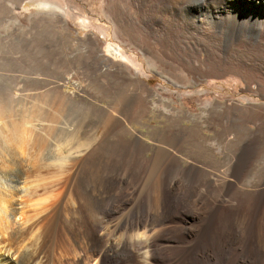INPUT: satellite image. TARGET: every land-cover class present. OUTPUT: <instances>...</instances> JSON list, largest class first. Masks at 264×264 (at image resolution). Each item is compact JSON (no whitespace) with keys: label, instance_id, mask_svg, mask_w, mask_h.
<instances>
[{"label":"rangeland","instance_id":"obj_1","mask_svg":"<svg viewBox=\"0 0 264 264\" xmlns=\"http://www.w3.org/2000/svg\"><path fill=\"white\" fill-rule=\"evenodd\" d=\"M63 3L71 13L40 0H0V104L5 113L10 110L16 117L40 108L50 114L44 123L56 129L47 143L40 144L41 159L37 156L35 161L30 156L23 160L15 174L37 177L38 183L62 180L67 162L75 155L76 136L92 137L95 154L78 168L72 186L80 194H69L71 190L60 187L48 195L63 197L65 202L71 195L77 203L74 206H80L79 218H104L106 223L127 218L140 205L161 216L162 199L156 187L161 186L165 174L191 171L185 186L193 190L192 201L202 188H224L240 157H246L247 163L233 179L232 188L264 189V53L232 42L247 37L250 25L236 19L217 30H205L206 35L196 29L162 26L156 22L169 16L152 11L151 2H147L138 13L122 15L127 23L122 26L111 10V0ZM258 26L256 21L252 31L261 35L264 29ZM198 45L202 59H178L182 49H197ZM218 61L226 67L240 63L241 68L220 71L215 65ZM193 63L207 71L204 76L195 75ZM138 80L153 92L150 98L155 107L146 111ZM62 139L68 140L67 159L58 161L59 165L52 157L57 153L56 141ZM51 160L55 163H48ZM46 169H52L50 176L45 180L38 177ZM106 172L126 174L128 185L123 187L131 194L128 201H119L121 188L95 200ZM169 213L157 227L158 240H154L164 248V257L153 264H173L167 259L175 248L173 251L161 243L160 233L187 221V212L174 208ZM257 224V239L264 247V212ZM99 231L104 235L103 229ZM140 249L138 252L145 251ZM240 251L225 254L223 264H229V257ZM261 255L259 264H264V249ZM139 261L147 264L141 257Z\"/></svg>","mask_w":264,"mask_h":264},{"label":"bare ground","instance_id":"obj_2","mask_svg":"<svg viewBox=\"0 0 264 264\" xmlns=\"http://www.w3.org/2000/svg\"><path fill=\"white\" fill-rule=\"evenodd\" d=\"M40 1L65 11L70 9L66 7L63 0ZM147 2H151L152 11L158 10L163 13V16L164 14L169 16L164 18L167 20L161 18L162 21H157V24L196 29L198 33H204L210 28L217 30L224 22L228 25L240 19L241 23L251 27L245 35L247 37L234 38L233 41L231 40L233 44L236 43L244 48L250 47L252 51L264 53V32L258 35V33L253 34L252 31L256 21H258V28L264 29V0H111L112 9H110L118 17L115 16V18L123 23L121 25L126 26V16L122 15L138 13L142 7L147 5ZM185 16L187 19L182 20ZM133 25L138 27L139 23L133 21ZM254 36L261 38V41H257L253 38ZM201 50L202 47L199 45L197 49L189 46L188 50L178 51V59H202ZM204 53L207 56L206 50ZM133 61L136 65L139 64L137 59ZM195 64L193 63V71L195 70V75L201 78L207 71ZM215 65L220 71L233 67L241 68L240 63L234 62H231L228 67L219 61ZM138 81L137 86L140 87L143 95L141 96L144 97L145 111L155 107L150 98L153 96L152 90L144 82ZM39 109L25 111L16 117L9 112L10 110L5 113L4 107L0 106V264H140V257L145 263L153 264L157 259L164 257V248L161 244L154 243L158 236L156 233L160 230H157V227L164 224L167 216L165 214L174 208L187 212L188 216L187 221H182L179 227H168L160 233L162 234L161 243L170 249L175 248L174 254L167 259L169 262L173 264H223L225 254L233 250L234 252L235 250L241 251L229 257V264H259L261 262L260 258L263 257L261 250L264 247L257 239L259 226L257 221L264 212L262 206L264 189L262 186L247 190L232 188L233 181L239 176L238 173L246 166V157H240L235 161L236 171L226 179L224 188L210 189L211 191H206L205 188L201 191L198 189L199 196L193 201L190 199L193 196V190L185 186L191 171H179L177 173L180 175L179 178L176 174H165L161 186L156 187L162 199L160 202L162 206L160 207L163 209L161 216L147 210L146 205H140L125 219L109 223H106L104 218L88 221L79 218L80 206H74L77 203L73 201L71 195L65 202L63 197L53 199L48 194L51 193L50 190L60 187L71 190L69 194L72 191L76 192V195L80 194L78 188L75 187L72 190V186L76 181L74 179L75 175H78L76 174L78 168L83 167V163L95 154L96 150L91 146L92 137L76 136V142L74 141L76 146L73 151L75 155L70 157L71 162H67L66 175L61 178L62 180L38 183L37 177L28 179L27 176L15 174L17 164L23 160H28L30 156H33L36 161L42 150L40 144L47 143L48 138L56 130L54 126L44 123L50 114L42 113L43 111L40 112ZM66 142H68L67 139L56 141V147H54L57 153L55 152L54 157L49 156L57 162L66 160L65 150L68 146ZM70 150L72 153L73 149ZM51 157L48 159L50 160ZM52 162L54 161L51 160L48 163ZM34 163L33 165L36 164ZM51 173L52 169H46V171H41L38 177L45 180ZM101 178L102 182L95 200H100L105 194L110 195L119 188H121L119 190L121 194H118L121 203H125L128 196L131 197V194L127 195L124 191L123 186L128 185L125 173L121 175L106 172ZM136 185L132 186V190H135ZM60 216H62L61 222L59 221ZM167 221L169 222L168 219ZM99 229H103L104 235L98 233ZM140 248H145V251L138 252Z\"/></svg>","mask_w":264,"mask_h":264}]
</instances>
